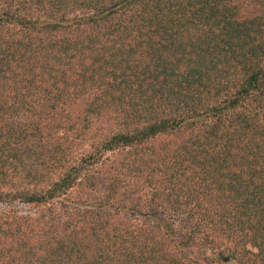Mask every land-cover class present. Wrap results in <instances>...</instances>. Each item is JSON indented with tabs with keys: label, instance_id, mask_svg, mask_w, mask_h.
<instances>
[{
	"label": "trees",
	"instance_id": "16d2710c",
	"mask_svg": "<svg viewBox=\"0 0 264 264\" xmlns=\"http://www.w3.org/2000/svg\"><path fill=\"white\" fill-rule=\"evenodd\" d=\"M0 206V264H264V0H0Z\"/></svg>",
	"mask_w": 264,
	"mask_h": 264
},
{
	"label": "rangeland",
	"instance_id": "374dc122",
	"mask_svg": "<svg viewBox=\"0 0 264 264\" xmlns=\"http://www.w3.org/2000/svg\"><path fill=\"white\" fill-rule=\"evenodd\" d=\"M0 208H1V206H0ZM18 210L21 212H29L28 208H26V207H19Z\"/></svg>",
	"mask_w": 264,
	"mask_h": 264
}]
</instances>
